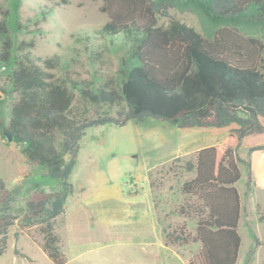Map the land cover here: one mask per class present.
<instances>
[{"label":"trees","instance_id":"1","mask_svg":"<svg viewBox=\"0 0 264 264\" xmlns=\"http://www.w3.org/2000/svg\"><path fill=\"white\" fill-rule=\"evenodd\" d=\"M170 1L197 6L220 27L205 37L176 19L158 26ZM22 5L23 0L0 2V137L11 135L23 146L27 164L59 187L32 193L15 209L19 188L8 189L0 179V258L15 227V240L35 231L49 261L65 264L54 225L73 193L69 178L86 131L155 120L183 130H228L221 145L200 148L183 164L193 177L180 186L185 201L179 213L195 222L193 234L174 230L165 238L175 245L198 244L187 264H236L241 246L236 184L239 165L250 168L237 151L264 150V42L241 26L264 33V0H102L107 21L97 34L125 47L119 85L112 79L99 84L73 79L68 72L55 77L59 58L41 61L31 53L34 43L19 39L27 33ZM39 15L43 20L47 13ZM75 40L86 43L83 51L92 63L102 64L103 50L92 44L93 37L85 33ZM74 92L96 108L115 109V115L77 119ZM255 212L264 225V208L256 204Z\"/></svg>","mask_w":264,"mask_h":264},{"label":"rangeland","instance_id":"2","mask_svg":"<svg viewBox=\"0 0 264 264\" xmlns=\"http://www.w3.org/2000/svg\"><path fill=\"white\" fill-rule=\"evenodd\" d=\"M169 3L168 16H159L158 26L176 19L205 37L220 27L191 3ZM101 5L102 0H23L21 20L27 33L19 39L32 41L31 53L41 61L59 58V68L52 71L57 78L68 72L73 79L96 84L112 79L119 85L125 70V47L110 44L97 34L107 21ZM40 12L47 13L46 19H41ZM241 28L264 42V33L253 25ZM85 33L103 50L102 64L92 63L83 51L86 43L76 42V36ZM74 93L72 113L77 119L94 118L97 112L115 115V109L96 108ZM227 133V129L183 130L155 120L88 129L69 178L73 193L54 225L65 264H187L198 244L175 245L166 243L165 238L174 230L189 235L194 232L195 222L179 213L185 201L180 186L193 177L183 164L193 160L198 149L221 144ZM237 155L244 162L249 160L251 172L246 163L239 165L241 179L236 187L241 200V246L236 264H264V225L255 212L256 204L264 208V188L255 187L251 176L259 178L264 153L249 156L248 149L242 147ZM0 179L8 189L19 188L15 209H20L30 194L59 187L58 181L30 167L21 147L5 137H0ZM15 231V227L9 230L0 264H53L38 246L40 237L35 231L17 240Z\"/></svg>","mask_w":264,"mask_h":264},{"label":"crops","instance_id":"3","mask_svg":"<svg viewBox=\"0 0 264 264\" xmlns=\"http://www.w3.org/2000/svg\"><path fill=\"white\" fill-rule=\"evenodd\" d=\"M225 139V138H224ZM224 141V140H223ZM223 143V142H222ZM221 143V144H222ZM221 144H217V145H221ZM214 146V145H213ZM203 148V147H202ZM257 153H264V150H262V151H257V152H254V153H251V154H249V156H253L254 154H257ZM264 157V156H263ZM263 160H264V158H263ZM250 172H251V164H250ZM259 178L257 179V177H255V176H253V175H251L252 177H253V179L255 180V187H263L264 188V183H263V181H264V163H263V166H262V168H261V170H259ZM259 179H260V181H259Z\"/></svg>","mask_w":264,"mask_h":264},{"label":"water","instance_id":"4","mask_svg":"<svg viewBox=\"0 0 264 264\" xmlns=\"http://www.w3.org/2000/svg\"><path fill=\"white\" fill-rule=\"evenodd\" d=\"M5 137H6V140L8 142H11L12 141L11 135H6ZM20 147L23 148V146H20Z\"/></svg>","mask_w":264,"mask_h":264}]
</instances>
